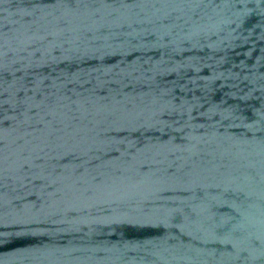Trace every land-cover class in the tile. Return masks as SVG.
Here are the masks:
<instances>
[{"label": "water", "instance_id": "water-1", "mask_svg": "<svg viewBox=\"0 0 264 264\" xmlns=\"http://www.w3.org/2000/svg\"><path fill=\"white\" fill-rule=\"evenodd\" d=\"M0 264H264V0H0Z\"/></svg>", "mask_w": 264, "mask_h": 264}]
</instances>
